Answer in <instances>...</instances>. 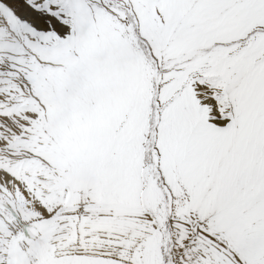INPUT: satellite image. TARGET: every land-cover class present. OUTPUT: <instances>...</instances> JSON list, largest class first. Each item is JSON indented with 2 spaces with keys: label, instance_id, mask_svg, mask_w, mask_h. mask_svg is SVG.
<instances>
[{
  "label": "snow or ice",
  "instance_id": "1",
  "mask_svg": "<svg viewBox=\"0 0 264 264\" xmlns=\"http://www.w3.org/2000/svg\"><path fill=\"white\" fill-rule=\"evenodd\" d=\"M0 264H264V0H0Z\"/></svg>",
  "mask_w": 264,
  "mask_h": 264
}]
</instances>
